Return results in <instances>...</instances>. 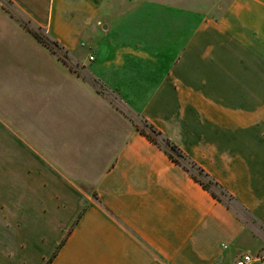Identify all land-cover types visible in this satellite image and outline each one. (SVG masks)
<instances>
[{
	"label": "crops",
	"instance_id": "1",
	"mask_svg": "<svg viewBox=\"0 0 264 264\" xmlns=\"http://www.w3.org/2000/svg\"><path fill=\"white\" fill-rule=\"evenodd\" d=\"M217 13L165 0H0V264L254 256L246 222L134 117L264 228V0Z\"/></svg>",
	"mask_w": 264,
	"mask_h": 264
},
{
	"label": "trees",
	"instance_id": "2",
	"mask_svg": "<svg viewBox=\"0 0 264 264\" xmlns=\"http://www.w3.org/2000/svg\"><path fill=\"white\" fill-rule=\"evenodd\" d=\"M24 25L38 41L47 46L50 50L56 52V49H54L53 47L61 49L57 42L45 36L41 28H32L26 24ZM140 121L143 124L142 126L136 124V129L140 132V134L145 136L150 142H152L157 147L163 149V151L166 153V155L168 156V158H170L172 162L180 165L184 170H186L190 174L192 179L198 182L205 190H207L212 195V197H214L218 201L223 202L222 199L215 193V191L212 190L213 187L222 196H224L227 201L232 202L241 211L246 212L245 209H243L242 206L237 203L233 196H231L221 185H219L214 179H212L202 168L196 165V163H194L187 155H185L174 143H172L169 139L162 135L160 131H158L145 119L140 118ZM157 138L160 139V141L163 143V146L160 145ZM179 159L185 161L186 164L180 163ZM191 170H194L199 175V177L194 174ZM200 177H202L205 181L201 180ZM226 206L229 205L226 204Z\"/></svg>",
	"mask_w": 264,
	"mask_h": 264
},
{
	"label": "rangeland",
	"instance_id": "3",
	"mask_svg": "<svg viewBox=\"0 0 264 264\" xmlns=\"http://www.w3.org/2000/svg\"><path fill=\"white\" fill-rule=\"evenodd\" d=\"M165 1L167 3H170V4H177V5H182V6H188V5H196L197 6L198 5V7H199V9H201V11L203 10L210 15H217L218 14L217 12H218V10H220V7L224 4L229 3L231 0H165ZM8 8L14 13V15L16 17H18L20 20H23L16 11L11 9L10 6H8ZM24 24H26V23L24 22ZM53 48L56 49V52L59 54V56L62 59H67V57L65 56V51H63L62 49H57L55 47H53ZM91 57L93 58V56H91ZM71 66L75 67L73 65H71ZM75 69L78 70V68H76V67H75ZM87 78H88V80H90V77H87ZM92 81L97 86H99V89H101L100 88V86H101L100 81H98L97 79H94ZM101 90L104 91L103 89H101ZM104 94L113 104H115L116 106H118L121 109H124L126 111L128 110V113L132 114L129 110L130 108L127 109L126 105H124V103H122L120 101L121 98L117 97L116 94H113L110 92H105ZM134 117H135L136 124L142 126L143 124L140 121L139 116L137 114H135ZM157 140L160 143V145L163 146V143L160 141V139L157 138ZM179 160H180V163L186 164L185 161H183L181 159H179ZM191 171L199 177V175L194 170H191ZM200 179L205 181L202 177H200ZM212 190L215 191V193L222 199L223 202L228 204L234 211H236L239 214V216L246 222L247 228L255 236L256 240L258 241L259 247L256 250V252L253 253L254 256L255 255L256 256L257 255L258 256L264 255V228L260 224H258L256 221H254L249 215L242 212L235 204H233L230 201H227L226 198L224 196H222L216 189H214L212 187Z\"/></svg>",
	"mask_w": 264,
	"mask_h": 264
},
{
	"label": "built area",
	"instance_id": "4",
	"mask_svg": "<svg viewBox=\"0 0 264 264\" xmlns=\"http://www.w3.org/2000/svg\"><path fill=\"white\" fill-rule=\"evenodd\" d=\"M90 59H92V57H90ZM255 259H257L259 261H264V255L252 256L249 253H244V254L240 255L237 259H235L233 264H253Z\"/></svg>",
	"mask_w": 264,
	"mask_h": 264
}]
</instances>
